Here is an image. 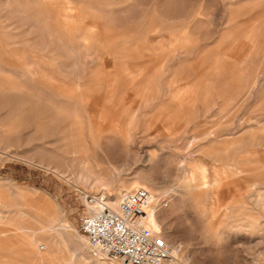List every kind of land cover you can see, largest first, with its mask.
<instances>
[{"label": "rangeland", "instance_id": "obj_1", "mask_svg": "<svg viewBox=\"0 0 264 264\" xmlns=\"http://www.w3.org/2000/svg\"><path fill=\"white\" fill-rule=\"evenodd\" d=\"M0 84L1 264L133 182L168 264H264V0H0Z\"/></svg>", "mask_w": 264, "mask_h": 264}, {"label": "built area", "instance_id": "obj_2", "mask_svg": "<svg viewBox=\"0 0 264 264\" xmlns=\"http://www.w3.org/2000/svg\"><path fill=\"white\" fill-rule=\"evenodd\" d=\"M83 213L79 230L93 256L125 264H168L173 248L149 224L155 196L146 188L123 192L115 206L104 190L81 191ZM162 204L167 205L164 199Z\"/></svg>", "mask_w": 264, "mask_h": 264}, {"label": "bare ground", "instance_id": "obj_3", "mask_svg": "<svg viewBox=\"0 0 264 264\" xmlns=\"http://www.w3.org/2000/svg\"><path fill=\"white\" fill-rule=\"evenodd\" d=\"M1 85V84H0ZM2 88V87H1ZM1 90H3V89H1ZM4 90H6L5 88H4ZM3 90V91H4ZM242 170V169H241ZM133 184H134V187L135 188H140L139 187V185H137L136 184V182H133ZM145 184V183H144ZM187 187H190L188 184H185ZM128 190H131V188L130 187H126L125 189H121V190H119V195H112V194H108L109 195V201H110V203L112 204V206H115L116 205V203H117V201L119 200V198H120V195L123 193V192H125V191H128ZM213 202V201H212ZM211 202V203H212ZM208 204H209V202H208ZM210 205V204H209ZM212 207H213V205H210L208 208H210V209H212ZM211 211V210H210ZM23 212V211H22ZM4 213V212H3ZM58 213V212H57ZM2 214V213H1ZM154 214V211L152 210V212H151V214H150V221H149V224H150V226L152 227V229L153 230H155V225L157 224V223H155L156 222V218L155 219H153V215ZM155 216V215H154ZM6 218H7V216H6ZM0 219H1V221L3 222H5L6 220H5V218L3 217V216H1L0 217ZM58 219H57V217H54V218H52V225H49V226H47V227H45V231H55L54 232V235L53 236H51V237H47L46 236V234H45V236L43 235L42 237H38L37 236V234H36V232L35 231H29V233H28V231H27V235H25L26 236V240H23V247H24V251L21 253L20 252V254H22L23 255V259H19L18 261H16V262H13L12 264H27V263H33V262H35L36 260H37V258L38 257H41L42 258V262H43V264H61L60 263V260H59V255L56 253V252H54V253H51L50 252V249H51V247L52 246H54V248H55V251H61L60 249H61V247L63 246V247H66V248H68V246H69V244H70V242H72V243H75L76 244V249L75 250H69L70 251V253H71V259H70V261L67 263V264H91L92 262H93V257H96V258H99V256H93L92 254V256H87V255H85V254H82V255H77L76 254V251L78 250L77 248H82L81 246H83V244L81 245H79L78 244V242L76 241V240H74V241H72V240H70L68 237H67V235H66V232H67V229H71L72 230V227H70V226H68V225H66V223H59L58 221H57ZM155 220V221H154ZM7 221H9V220H7ZM12 221V220H11ZM8 224H10V222H7ZM6 224V223H5ZM11 225V224H10ZM12 225H13V222H12ZM28 226V225H27ZM39 226V225H38ZM14 227V226H13ZM22 228V227H21ZM21 228H18L17 227V229H15V227H14V229H15V231H13L14 233L16 232V233H18L17 235H23V234H25L26 233V231L25 230H23V229H21ZM25 231V232H24ZM43 231V230H42ZM13 232H11V234L13 233ZM20 232H22L21 234H20ZM13 233V234H14ZM15 233V234H16ZM12 234V236L14 237V236H17V235H13ZM48 234H49V232H48ZM50 235V234H49ZM9 233H8V231L7 230H1L0 229V239H3V238H7V240L9 239ZM11 236V237H12ZM18 237V236H17ZM16 238V237H15ZM22 238V237H21ZM15 240H18V239H15ZM39 240H42V241H44L45 242V244H42V245H38V241ZM3 241V240H2ZM10 241H12V240H10ZM10 241H9V243H10ZM4 243V242H3ZM2 244V243H1ZM1 244H0V246H1ZM11 244H13V243H11ZM16 244V243H15ZM10 246V245H9ZM4 247V246H3ZM7 247V246H6ZM10 247H12V246H10ZM14 247V246H13ZM44 247H46L45 248V250H43L42 251V249L44 248ZM175 247L176 246H174V248H173V253L174 254H176V249H175ZM11 249V248H10ZM15 251V250H14ZM13 251V252H14ZM3 252H5V251H3ZM19 254V253H18ZM60 254V253H59ZM3 260V259H2ZM65 262V261H64ZM5 264H9V263H11L9 260H7L6 262H4ZM1 264V263H0ZM3 264V263H2ZM64 264V263H63ZM94 264H101V262H98V261H94Z\"/></svg>", "mask_w": 264, "mask_h": 264}, {"label": "crops", "instance_id": "obj_4", "mask_svg": "<svg viewBox=\"0 0 264 264\" xmlns=\"http://www.w3.org/2000/svg\"><path fill=\"white\" fill-rule=\"evenodd\" d=\"M82 215V213L79 215V217ZM79 217H78V220H79ZM79 226V225H78ZM79 228V227H78ZM82 243V242H81ZM76 249V244L75 243H72L71 244V247L68 249V250H75ZM78 250L76 251V254L77 255H82V254H87V252L84 250L85 249V244H83V248H77ZM50 252L51 253H54V252H56L58 255H59V253H60V251L58 252V251H55V248H54V246H52L51 247V249H50ZM70 252V251H69ZM71 254V253H70ZM88 255V254H87ZM37 263H41L42 264V262H41V260L40 259H38L37 261H36ZM91 264H94V261L91 263Z\"/></svg>", "mask_w": 264, "mask_h": 264}]
</instances>
